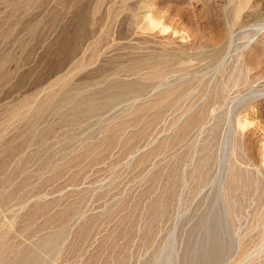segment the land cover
Returning <instances> with one entry per match:
<instances>
[{"label": "rangeland", "instance_id": "rangeland-1", "mask_svg": "<svg viewBox=\"0 0 264 264\" xmlns=\"http://www.w3.org/2000/svg\"><path fill=\"white\" fill-rule=\"evenodd\" d=\"M263 90L264 0H0V264H264Z\"/></svg>", "mask_w": 264, "mask_h": 264}, {"label": "bare ground", "instance_id": "bare-ground-1", "mask_svg": "<svg viewBox=\"0 0 264 264\" xmlns=\"http://www.w3.org/2000/svg\"><path fill=\"white\" fill-rule=\"evenodd\" d=\"M242 78V77H241ZM237 79H239V77L237 78ZM239 81V80H238ZM242 81V80H241ZM264 91V90H263ZM261 92V91H260ZM263 94H264V92H262Z\"/></svg>", "mask_w": 264, "mask_h": 264}]
</instances>
